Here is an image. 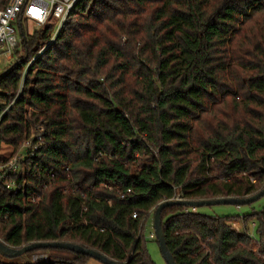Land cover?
<instances>
[{
	"label": "trees",
	"instance_id": "16d2710c",
	"mask_svg": "<svg viewBox=\"0 0 264 264\" xmlns=\"http://www.w3.org/2000/svg\"><path fill=\"white\" fill-rule=\"evenodd\" d=\"M68 17L45 49L52 25L26 32L0 77V149L44 127L20 191L0 183V238L155 264L143 228L160 203L264 188V0H81ZM161 214L178 264H264V209L243 231L180 204ZM89 258L46 247L0 264Z\"/></svg>",
	"mask_w": 264,
	"mask_h": 264
},
{
	"label": "built area",
	"instance_id": "2783aa9c",
	"mask_svg": "<svg viewBox=\"0 0 264 264\" xmlns=\"http://www.w3.org/2000/svg\"><path fill=\"white\" fill-rule=\"evenodd\" d=\"M81 0H0V63L3 58H12L14 51L20 44L19 28L29 21H34L38 27L48 25L56 26L60 31L64 26L70 13L76 8ZM26 32L29 30L26 28ZM1 121V117H0ZM42 133L44 127L40 128ZM40 137L27 138L23 143V148L27 147V153H18L6 155L2 158L0 151V183L7 190L18 192L20 185L17 184L15 177L24 175L27 171L26 160L29 155L34 156L40 147ZM252 183H256L255 178H251ZM127 191H130L128 189ZM123 197V196H122ZM180 195L175 197L179 198ZM173 199V200H175ZM34 200V198H31ZM134 217L137 215L134 214ZM255 227V223L253 224ZM151 237H155L154 234ZM47 258L34 259V261L44 260Z\"/></svg>",
	"mask_w": 264,
	"mask_h": 264
},
{
	"label": "rangeland",
	"instance_id": "374dc122",
	"mask_svg": "<svg viewBox=\"0 0 264 264\" xmlns=\"http://www.w3.org/2000/svg\"><path fill=\"white\" fill-rule=\"evenodd\" d=\"M69 18V17H68ZM68 20V19H67ZM66 20V21H67ZM23 31L20 32V44L16 48V53H14L12 58H3L2 62L0 63V73L5 72L6 69L12 68L15 66L24 56L23 48L21 46V41L24 37V35L27 37L26 33V28H28L29 32L34 33L37 29H40L41 27H38L34 21H29L27 24H23L22 27ZM22 32H24L22 34ZM59 31H57L56 26H52V36L50 40L46 43V45L43 47V49L47 48L48 46L51 45V43H54L56 40V37L59 35ZM23 37V38H22ZM42 49V50H43ZM13 102V101H12ZM11 103V105H13ZM9 105V107L11 106ZM40 126L37 130L32 131V138L34 137H40L42 131H41ZM44 132V131H43ZM23 145V144H22ZM27 147L21 146L19 150L17 151L16 154L18 153H27L26 152ZM1 152L6 153V155H12L10 154L12 151V148L10 146H7L5 144L2 145ZM14 155V154H13ZM264 209V195L260 197L257 201L249 203V204H242V206H236L233 204H217V205H209V206H203L197 208L198 212L206 214V215H212L216 217H226L229 216L231 218V221L234 223V227L237 228L240 231L244 230L243 226V218L245 216L254 214V213H259V211ZM153 214V213H152ZM253 225L249 224V228L251 233L257 238L256 230L252 228ZM144 235L147 240V248L149 249V253L155 262V264H167L166 260L164 259V256L162 254L161 248L159 247L156 238H152L151 235H155L154 231V214L148 218L145 222L144 228ZM151 237V238H150ZM47 255V253H44ZM42 253L36 254L33 256V259H42L44 257H40V255H44ZM16 258V257H15ZM14 258V259H15ZM13 259V258H11ZM86 264H103L101 261L93 258H89Z\"/></svg>",
	"mask_w": 264,
	"mask_h": 264
},
{
	"label": "water",
	"instance_id": "95a60500",
	"mask_svg": "<svg viewBox=\"0 0 264 264\" xmlns=\"http://www.w3.org/2000/svg\"><path fill=\"white\" fill-rule=\"evenodd\" d=\"M3 75H5V73H1L0 77H2ZM263 195H264V188L259 190L258 193H255L251 196L242 197V198L225 197V198H213L209 200H197V199L186 200V199H183L182 197H179V198H176L175 200H168V201H164L160 203L159 206L154 211V231H155L156 241L159 247L161 248L162 254L167 264H178V263H176L173 254L171 253L169 247L167 246L165 232L163 231V228H162L161 211L165 207L173 206L175 204L184 205L190 208L193 207L195 209L199 207H203V206L217 205V204H233L236 206H242V204H249V203L257 201ZM46 247L59 248V249L62 248V249L76 252V253L77 252L82 253V254L90 256L93 259L95 258L101 261L103 264H119L116 260H114L113 258H109L104 253L96 249H90V248L84 247L80 244H74V243L65 242V241H60V242L44 241V242H32L22 248H15L12 246L10 247L0 238V254L10 259L15 258V257H21L30 250L44 249ZM44 255L43 256L40 255V257H44Z\"/></svg>",
	"mask_w": 264,
	"mask_h": 264
}]
</instances>
